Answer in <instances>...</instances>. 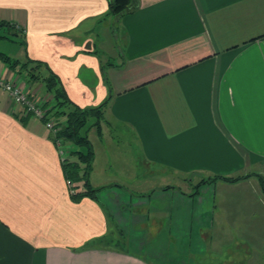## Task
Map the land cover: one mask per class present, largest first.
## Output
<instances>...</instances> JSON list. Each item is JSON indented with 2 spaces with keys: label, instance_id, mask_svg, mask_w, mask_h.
Instances as JSON below:
<instances>
[{
  "label": "crops",
  "instance_id": "1",
  "mask_svg": "<svg viewBox=\"0 0 264 264\" xmlns=\"http://www.w3.org/2000/svg\"><path fill=\"white\" fill-rule=\"evenodd\" d=\"M106 8L105 0H0V21L18 25L23 41L0 53L43 62L80 108L111 94L99 133L90 127L93 142L86 133L87 182L103 186L74 202L49 131L20 117L0 89V264H264L255 256L264 255V0H138L120 15ZM108 36L111 54L102 49ZM1 42L15 41L1 34ZM0 78L50 100L41 82L27 84L1 61ZM114 136L129 149L118 166L143 171L96 185L91 171L104 176L118 156ZM96 144L107 148L99 164ZM245 174L194 189L212 175ZM72 185L84 189L83 180ZM106 213L121 248L90 244L107 234Z\"/></svg>",
  "mask_w": 264,
  "mask_h": 264
},
{
  "label": "trees",
  "instance_id": "2",
  "mask_svg": "<svg viewBox=\"0 0 264 264\" xmlns=\"http://www.w3.org/2000/svg\"><path fill=\"white\" fill-rule=\"evenodd\" d=\"M106 12L108 15H120L125 12L133 10L138 0H105ZM0 28L8 29L11 36L22 37V30L20 28H14L13 25H9L4 21H0ZM4 38L15 40L12 37L9 38L3 35ZM23 45V41L16 40ZM0 61L4 63L7 68H15L18 73H21L27 84L41 82L44 90L50 94V100L42 98V106L45 108L46 116H50L54 119L55 125L58 130L55 134H49L52 143L54 139H60L61 145L64 148V158L60 161V168L62 176L66 183L70 185L68 187L69 197L72 201L76 202L81 197H95V194L102 187L92 188L87 182V176L91 168V162L93 158V151L90 143L87 139L86 133L90 127H94L96 132L99 133V121L102 117L103 106L107 103L111 94L108 93L106 99L91 107L80 108L73 104L66 96L62 89L58 77L54 74L43 62L25 58L24 61L18 62L11 59L3 53H0ZM106 88L109 91V86L106 83ZM44 120V119H43ZM75 145L78 148L68 149V146ZM81 147V149H79ZM72 158V159H71ZM249 174L240 176H222L212 175L205 179H200L195 185L196 189L200 184L210 183L215 180L235 181L239 178H245ZM262 178V177H261ZM78 180L84 181V189L76 191L73 188L72 183H76ZM262 193L264 196V182H261ZM195 191L193 190L192 195ZM108 232L102 237L93 239L90 244L102 243V246L111 248H121L123 245V237L121 232L116 229V224L112 221L109 214L106 213Z\"/></svg>",
  "mask_w": 264,
  "mask_h": 264
},
{
  "label": "rangeland",
  "instance_id": "3",
  "mask_svg": "<svg viewBox=\"0 0 264 264\" xmlns=\"http://www.w3.org/2000/svg\"><path fill=\"white\" fill-rule=\"evenodd\" d=\"M114 24V20H112L111 22H110V27H111V30L112 31H110L109 30V32L111 33V32H113L112 34H115L116 32H115V25H113ZM20 28V27H19ZM1 34H5L6 36H8L9 38H11L12 36H11V34L10 33H8V31L7 30H0V35ZM111 35V34H110ZM13 38V37H12ZM21 37L20 36H18V37H14L13 39H15V40H13V41H15V42H1V43H4V45L5 46H2V45H0V48H2V49H0V50H6L7 52H12L14 49H16V47H18L17 46V44H15V43H17L16 42V40H18V39H20ZM106 39H107V44L106 45H104L103 47H102V49H104L105 51H106V53H108V54H111L112 53V51L114 52V50L111 48V46H110V43H112V38L110 37V36H108V37H106ZM116 50V49H115ZM99 56H100V54H99ZM101 57H105L106 58V56L105 55H101ZM113 59L114 58H110V57H108V61L109 62H113ZM38 82H35V84H37ZM43 91V93H44V90H42ZM43 93H41V94H43ZM38 94V93H37ZM36 94V95H37ZM48 95V94H47ZM90 138H91V140H92V142H93V135H94V129H91L90 128ZM89 138V137H88ZM87 138V139H88ZM121 139L119 138V137H113V143L116 145V147L117 148H115V150H117V154H118V156L116 157V156H114V157H112V158H110L109 160H108V165L106 166V172H105V175L103 176V175H97L96 177H95V174H98V173H95L94 172V170L93 171H91V181L92 182H94L96 185L97 184H106V182H117V180H118V177L120 178L119 179V181H121V180H123L122 178L123 177H125V175H127V172H129V171H132L133 170V168H134V166H135V169L136 168H138L140 171H143L142 170V165H138V164H136V165H134V164H132L131 166H132V169L131 168H129V166L128 165H125V166H118V162H119V160L121 159L120 158V156L121 155H127V150H129L126 146L124 147V148H122L123 147V145L124 144H121V141H120ZM71 148H73V149H75V148H78L77 146H75V145H73V146H71ZM107 148H106V146L105 145H103V146H101L100 148H98V146H97V144H96V146H95V151H96V157H95V159H96V163L97 164H99V163H101V161H102V159L105 157V150H106ZM122 149V150H121ZM125 150V151H124ZM94 155V154H93ZM104 160V159H103ZM122 160V162H123V158L121 159ZM119 175V176H118ZM95 177V178H94ZM171 182H173V178H171V179H169ZM80 180H78L77 182H79ZM76 182V183H77ZM101 182V183H100ZM103 182V183H102ZM78 185H80V184H78ZM103 185H97V187H102ZM124 186H127V188H130V190H131V188H133L134 190H144V191H148V190H150V188L151 187H153L154 185H124ZM190 186H192V185H175V187H178V188H180V189H182V190H189L190 189ZM255 243H256V241H255ZM240 244V241L238 240V245ZM255 256H257V257H259V258H262L260 261H262V262H264V255L260 252V253H258L257 255H255Z\"/></svg>",
  "mask_w": 264,
  "mask_h": 264
},
{
  "label": "built area",
  "instance_id": "4",
  "mask_svg": "<svg viewBox=\"0 0 264 264\" xmlns=\"http://www.w3.org/2000/svg\"><path fill=\"white\" fill-rule=\"evenodd\" d=\"M13 26L15 28H19L16 24H13ZM0 89L6 93L15 106L19 107L18 113L20 117H34L40 120L46 130H48L52 135L57 132L58 127L55 125L54 119L45 115L46 109L42 106V98L32 95L27 89H24L18 81L0 78ZM53 144L61 161L64 158L65 153L60 139H54ZM69 186L70 185H68V187Z\"/></svg>",
  "mask_w": 264,
  "mask_h": 264
}]
</instances>
